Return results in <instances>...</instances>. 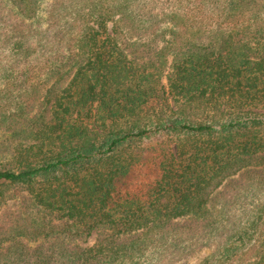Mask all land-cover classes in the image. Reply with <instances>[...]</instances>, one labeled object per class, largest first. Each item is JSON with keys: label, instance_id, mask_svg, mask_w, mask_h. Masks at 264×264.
I'll list each match as a JSON object with an SVG mask.
<instances>
[{"label": "trees", "instance_id": "obj_1", "mask_svg": "<svg viewBox=\"0 0 264 264\" xmlns=\"http://www.w3.org/2000/svg\"><path fill=\"white\" fill-rule=\"evenodd\" d=\"M2 206L3 264H264V0H0Z\"/></svg>", "mask_w": 264, "mask_h": 264}, {"label": "rangeland", "instance_id": "obj_2", "mask_svg": "<svg viewBox=\"0 0 264 264\" xmlns=\"http://www.w3.org/2000/svg\"><path fill=\"white\" fill-rule=\"evenodd\" d=\"M3 228V206L0 208V229ZM1 236V233H0ZM96 234L89 238L87 241H79L77 244L83 247H90L95 244ZM42 240H37L33 242L27 241V245L34 248L42 244ZM201 248V246H198ZM214 249L210 247H203L201 250L197 251L193 256H183L181 260H177L174 264H202L206 259L211 257ZM217 256V255H216ZM258 260L257 252L244 253L239 258L232 261L226 262L227 264H253ZM0 264H3V241L0 242Z\"/></svg>", "mask_w": 264, "mask_h": 264}]
</instances>
